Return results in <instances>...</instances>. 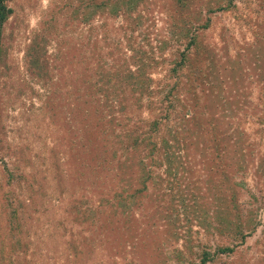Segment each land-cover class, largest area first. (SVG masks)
Returning a JSON list of instances; mask_svg holds the SVG:
<instances>
[{
    "label": "rangeland",
    "instance_id": "obj_1",
    "mask_svg": "<svg viewBox=\"0 0 264 264\" xmlns=\"http://www.w3.org/2000/svg\"><path fill=\"white\" fill-rule=\"evenodd\" d=\"M0 264H264V0H0Z\"/></svg>",
    "mask_w": 264,
    "mask_h": 264
}]
</instances>
